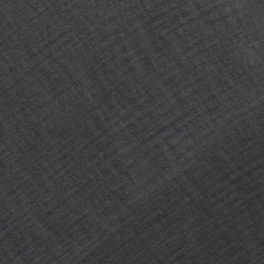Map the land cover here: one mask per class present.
Instances as JSON below:
<instances>
[{"label":"water","instance_id":"1","mask_svg":"<svg viewBox=\"0 0 264 264\" xmlns=\"http://www.w3.org/2000/svg\"><path fill=\"white\" fill-rule=\"evenodd\" d=\"M0 264H264V0H0Z\"/></svg>","mask_w":264,"mask_h":264}]
</instances>
